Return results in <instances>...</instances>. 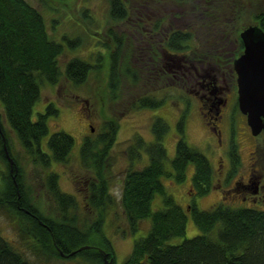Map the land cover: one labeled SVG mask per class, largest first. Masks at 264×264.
Segmentation results:
<instances>
[{
	"label": "trees",
	"instance_id": "obj_1",
	"mask_svg": "<svg viewBox=\"0 0 264 264\" xmlns=\"http://www.w3.org/2000/svg\"><path fill=\"white\" fill-rule=\"evenodd\" d=\"M124 1L130 2L108 0L110 22L106 34L109 38L101 43L106 51L103 63L95 67L103 71L105 93L111 103L119 100L121 92L128 88L136 87L140 93L146 77V70L133 63L130 38L115 26L122 28L130 16L142 18L141 26H145L151 24L145 17L159 16L150 0H140L142 7L130 6ZM158 1L173 8L161 16L169 32L166 47L174 53L192 47L196 43L195 33L200 40L213 33L238 39L240 31L252 25L264 32V0ZM185 14L191 19L189 25L186 23L187 29L174 28L176 22L172 18L184 20ZM158 27L160 24L155 23L154 30L157 31ZM100 38L103 40V35L100 34ZM62 52L63 46L50 37L39 11L25 0H0V109L27 158L33 165H39L46 171V193L57 209V217L55 219L39 211L31 198V191L26 190L16 161L13 159L10 164L12 152L10 144L6 143L1 122L0 162L5 169H0V212L10 219L17 218L20 234L32 238L33 243H38L37 246L40 244L41 248L34 249V255H44L46 259L52 255L63 257L60 253L68 255L81 248V238L86 241L84 232L77 226V198L61 190L59 174L52 170L53 165H66L72 159L74 140L65 132H55L45 142V149L43 139L48 134L47 118L56 116L58 110L49 104L44 113H38L35 119L32 117L43 85L55 86L64 78L73 87L80 88L94 69L88 62L73 58L66 63L62 72L59 68ZM144 63L147 64L146 61ZM96 74L93 73V76ZM127 93L129 96L130 92ZM139 93L132 94L130 100L138 101L129 110H151L163 106L160 100L164 98L154 97L153 91ZM185 111L181 112L177 124L181 136L175 145V156L170 161L173 173L166 168L167 155L162 140L168 126L164 120L156 118L152 122L153 142L146 143L141 137L134 136L128 145L129 167L123 178L119 205L131 232L138 230L137 225L142 220H148L150 227L145 237L133 243L130 254L122 264H264V211L256 208L218 204L207 210H199L189 206L199 234L178 245L167 244L170 239L185 233L187 215L165 193L161 178L174 176L177 182H181L188 164L192 163V183L197 195H206L211 187L212 167L209 160L201 151L188 145L183 137ZM118 128L114 119H105L101 133L95 139L86 137L79 150L80 167L87 175L84 182L85 205L98 211L90 232L99 233L107 215L106 210L117 204L109 191L106 173L110 166L109 150L115 143ZM145 161H148L147 165ZM133 162L143 165L136 169L133 168L136 165H131ZM156 194L162 196V208L152 211L151 202ZM104 253L115 264L113 255L108 251ZM78 254L89 255V263L104 264L102 254L90 247L63 258H73ZM0 264L35 263L0 236Z\"/></svg>",
	"mask_w": 264,
	"mask_h": 264
},
{
	"label": "rangeland",
	"instance_id": "obj_2",
	"mask_svg": "<svg viewBox=\"0 0 264 264\" xmlns=\"http://www.w3.org/2000/svg\"><path fill=\"white\" fill-rule=\"evenodd\" d=\"M25 1L40 12L50 37L63 46V52L59 57V64L61 66L59 68L62 72L64 71L66 63L73 58L82 59L94 67L89 73L85 84L80 88L73 87L64 78H61V82L55 86L43 85L40 100L33 107L32 117L35 119L38 113H44L46 106L49 104H53L58 110L56 116L52 115L47 118L48 134L43 139L45 149V142L55 132H65L74 140L71 152L72 159L66 165H53L52 170L59 174L61 190L77 198V210L75 212L78 220L77 226L82 233L84 232L83 235L86 237L85 242V239L83 240L81 238L80 247H96L99 253L108 251L113 255L115 264H122L130 254L133 243L145 237L150 227L148 220H142L137 225L138 230L131 232L130 224L119 205L123 178L127 166L129 167L128 145L131 139L134 136H139L146 143L153 142L154 136L151 133V124L156 118L164 120L168 126L162 140L167 155L166 168L168 172L173 173L170 170V161L175 156V145L181 136L177 124L182 114L181 112L186 110L185 113L187 114L183 132L185 141L188 145L201 151L211 163L212 169H216L217 163L215 162V158L208 149V146L204 144L207 135L201 122V116L197 107L192 105L188 108L185 106L183 100H192L189 96L185 97L183 94L181 96L177 91L168 87L173 84H169L167 86L168 88L163 91L153 93L154 97L164 98L163 100H165L163 106L157 109L129 110V107L136 103V101L130 100L131 96L138 94L140 91L136 87L122 91L119 100H114V103L107 100L105 83L102 78L103 71L102 69L96 70L95 67L101 66L104 59L103 54L106 52L101 44L104 39L101 40L100 34L109 38L106 34L107 26L110 22L108 16V0ZM130 1H133L134 5L132 6L136 7L135 0ZM222 3L225 5L224 2ZM153 6L159 12V15H166L167 10L173 9L168 8V4H163V2L156 3ZM132 13H135V11ZM188 17L185 14V18H182L184 20L177 22L178 25H185L186 23L189 25L191 19ZM126 26L127 22L123 29ZM242 31L243 29L240 33ZM93 73L97 74L93 76ZM144 74H146V77L144 83H142L143 87L139 95L162 88L160 86L161 83L158 84L151 81L150 72L146 71ZM127 91L130 92L129 96ZM85 110L89 111L86 112ZM110 118L118 123L119 128L115 143L109 150L108 160H110V166L108 173H106V178L109 181V191L115 197L117 204L106 210L107 215L103 225L99 233H95L93 231L90 232V228L97 218L98 211L85 205L84 197L86 191L84 188L86 187L84 182L87 175L83 171V168L80 167L78 156L84 139L86 137L95 139L101 133L105 119ZM0 122L6 133V143L10 144L13 157L11 160L12 162L13 159L16 161L17 169L21 172L23 183L27 186L26 190L31 191V198H33L35 206L44 215L56 219L57 209L48 193H46L44 184L46 171L39 165H33L29 158H27L18 143L16 135L9 129L1 109ZM248 146V142H245L243 145L245 150ZM142 160H145V158L142 157ZM147 164L148 161H145V165ZM131 165L135 166L136 164L133 162ZM142 165L137 163L133 168L139 169ZM0 169H5V166L1 162ZM193 173L194 165L190 163L185 170V177L181 182H177L174 176L161 178L165 193L170 195L187 215L185 233L170 239L167 242L168 245H178L185 239H190L199 234L191 217V206H195L199 210H207L216 205L221 199L219 190H212L206 196L189 194L191 189V193H196L192 183ZM90 174L93 175V173ZM159 208H162V196L156 194L151 202V210L155 211ZM14 218L17 219L16 217ZM15 219H10L6 214L0 212V236L12 244L17 250L23 251L35 264H99L89 263L87 261L89 255L85 254H78L73 258H63L68 257L65 254L63 257L52 255L50 259H46L44 255L36 257L33 251L34 249H39L40 244L37 246L38 243L36 242L37 245L33 243L32 238L29 236L27 238L26 235L25 237L24 235L22 236ZM87 242H90V244L88 245ZM77 250H75L76 253ZM39 253L42 254L41 251ZM107 261H110V259H107Z\"/></svg>",
	"mask_w": 264,
	"mask_h": 264
},
{
	"label": "flooded vegetation",
	"instance_id": "obj_3",
	"mask_svg": "<svg viewBox=\"0 0 264 264\" xmlns=\"http://www.w3.org/2000/svg\"><path fill=\"white\" fill-rule=\"evenodd\" d=\"M150 2L159 3L158 0ZM135 3L136 7L143 6L140 0H135ZM124 4L132 6L134 2L124 1ZM131 18L126 20L125 29L123 26L119 30L118 25L115 28L130 38L133 63L150 72L153 83H161L162 88L153 93L170 87L181 96H189L192 100H183L184 104L188 107L193 105L199 111L207 135L204 144L217 163V168L212 169L209 190L220 191L221 199L216 205L245 206L264 211V131L252 134L247 115L240 111L238 103L234 61L244 51L241 33L238 39L213 33L202 40L195 33L197 44L174 53L166 47L169 32L161 15L145 17L148 22L151 21L149 25L145 23L147 26H141L142 18ZM178 18H172L176 22L174 28L187 29L186 24L178 25ZM155 23L160 24L157 31L154 30ZM103 38L108 39L105 36ZM160 101L163 104L165 102ZM245 142L249 143L246 150L243 147ZM191 191L189 194L197 195L196 191ZM102 259H108L107 253L105 259L102 254Z\"/></svg>",
	"mask_w": 264,
	"mask_h": 264
},
{
	"label": "water",
	"instance_id": "obj_4",
	"mask_svg": "<svg viewBox=\"0 0 264 264\" xmlns=\"http://www.w3.org/2000/svg\"><path fill=\"white\" fill-rule=\"evenodd\" d=\"M243 54L234 61L237 74L238 103L240 111L247 115L252 134L264 131V32L258 26H249L240 34ZM10 164L12 161L10 160ZM84 246L77 250H87ZM62 256L64 254L60 253ZM76 251L68 254L73 256ZM105 259V253L102 252ZM104 264H112L104 260Z\"/></svg>",
	"mask_w": 264,
	"mask_h": 264
}]
</instances>
